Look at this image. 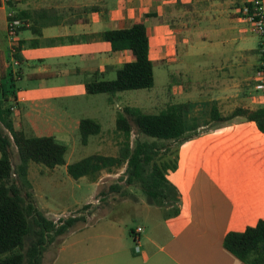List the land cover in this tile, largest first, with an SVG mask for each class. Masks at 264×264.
Segmentation results:
<instances>
[{
  "label": "crops",
  "instance_id": "1",
  "mask_svg": "<svg viewBox=\"0 0 264 264\" xmlns=\"http://www.w3.org/2000/svg\"><path fill=\"white\" fill-rule=\"evenodd\" d=\"M15 1L16 10H10L8 2L0 0V12L4 21L11 11L24 13L27 29L18 36L23 62H14V70H21L20 80L55 79L51 64L70 59L80 62L82 68L76 70L81 73H100L104 78L112 71L117 73L134 57L129 50L113 52L100 34L128 29L143 21L149 35L151 61L177 68L180 78L173 88L174 95L169 94L174 100L169 105L186 106L188 126L203 128L218 123L210 117L214 107L222 116H229L237 108L255 110L264 106L254 81L260 40L240 19L238 0ZM34 29L41 30V36H35ZM251 43L256 47H250ZM11 47L10 43L7 52L0 49L6 68ZM215 63L217 67L211 65ZM22 66L29 71L25 73ZM191 74L198 80L188 84L184 78ZM34 75L52 77L33 80ZM203 96L208 97L190 101ZM247 103L254 107L246 106ZM13 115L15 126L16 116L23 122L17 129L28 136H42L36 133L41 126L24 125L25 117L18 105ZM247 122L253 123L235 118L222 128L192 136L182 144L179 168L169 176L180 196V211L174 214L172 210L156 231L149 235L148 226L142 222L137 226L143 229L139 241L132 235L133 240L125 239L122 234L110 236V245L96 251H85L76 245L74 251L82 254L55 264H245L224 247V240L228 233L245 231L264 220V134L255 123L257 130ZM190 159L197 162L195 170H182ZM139 207L148 214L162 211L149 205ZM112 220L110 215L95 224H115ZM95 224H76L65 238Z\"/></svg>",
  "mask_w": 264,
  "mask_h": 264
},
{
  "label": "trees",
  "instance_id": "2",
  "mask_svg": "<svg viewBox=\"0 0 264 264\" xmlns=\"http://www.w3.org/2000/svg\"><path fill=\"white\" fill-rule=\"evenodd\" d=\"M8 7L16 10V1L9 0ZM14 17L21 25L17 28L16 39L11 41L7 68L0 57V264H43L49 246L78 222L85 221L93 204L83 206L81 217L60 223L50 220L36 204L29 179L30 166L41 165L50 170L65 166L68 148L54 136H28L15 126L16 83L22 73L20 69L14 70V62L18 65L23 62L18 36L27 28L23 24V12L17 10ZM33 34L41 36V30L34 29ZM100 38L111 45L113 52L131 51L134 61L119 68L113 81L95 74L96 77L85 84L88 95H114L154 87V63L150 59L149 35L143 21L128 29L105 31ZM51 77L34 75L31 79ZM185 111V105H169L158 113H145L132 107L119 110L115 130L120 144L118 154H95L69 164V176L98 183L105 173L125 170L118 183L99 193L103 202L113 194L126 198L140 194L152 206L163 207L169 201L174 202L171 206L174 214H178L180 196L169 179L179 168L178 150L174 159H164L160 152L168 151L173 143L180 146L192 137L188 135L189 130L197 127L187 125ZM210 117L213 122L242 117L255 123L264 134V106L255 110L237 108L229 116H222L214 107ZM79 125L83 145H87L92 136L102 133L101 124L93 119L84 118ZM13 146L17 149L18 163L13 161ZM134 233L131 230L133 237ZM224 247L245 264H264V220L245 231L228 233Z\"/></svg>",
  "mask_w": 264,
  "mask_h": 264
},
{
  "label": "rangeland",
  "instance_id": "3",
  "mask_svg": "<svg viewBox=\"0 0 264 264\" xmlns=\"http://www.w3.org/2000/svg\"><path fill=\"white\" fill-rule=\"evenodd\" d=\"M8 25L9 20L4 21L3 13L0 12V49L6 52L11 43L8 36ZM249 45L253 48L256 47L254 43ZM51 65V71L57 75L55 79L45 80L44 82H31L24 78L17 81L16 89L19 101L15 107L18 105L21 109L25 117L24 125L41 126L37 130V134L54 136L59 143L68 148L66 154L67 165L95 154L117 155L120 144L118 136L115 134V120L121 107H132L145 113L163 111L171 101H174L170 99L169 94L171 92V96L174 95L173 88H176L177 81L180 78L176 72V67L154 64L155 83L151 90L128 91L114 95H88L85 92V84L91 82L96 77L95 74L100 75V73L78 72L76 68H82V66L75 59ZM211 65L217 67L218 64ZM16 69H19V67H16ZM22 69L25 70V73L29 71L26 66H22ZM171 73L172 75H170ZM115 78V71L105 75L106 80L113 81ZM184 80L189 84L195 83L198 78L191 74L189 78H184ZM256 89H258L257 84ZM207 97H195L191 98L190 101L206 100ZM251 99L252 97L249 102H251ZM109 100L113 103L111 104ZM248 105L250 108L251 106L254 107L251 103H247L246 106ZM83 118L93 119L99 122L103 128L102 133L98 137L92 136L87 145L82 144L80 133L79 123ZM207 122L210 123L208 120ZM22 123V119L16 116V126L19 128ZM247 124L250 128L257 130L255 124L249 122ZM222 125H225V122L210 123L208 126L206 124L203 128H192L189 130L188 135L196 137L201 133L219 129ZM181 146L173 143L168 151H161L160 156L164 159H174L178 150L179 157ZM13 151V161L18 163L19 159L15 146H13ZM67 165L57 167L54 170L41 165L32 164L30 166L31 191L35 195L38 208L50 220L60 223L69 218L81 217L83 206L92 203L93 207L85 215L86 220L77 223L79 226H84L86 223L95 224L99 219L110 217L113 214L115 215L112 221L115 224L103 221L76 236L65 238V235H63L58 237L46 251L43 264L60 263L64 258L82 254L74 251L76 245L78 247L83 246L85 251H96L110 245L107 244V242H111L108 241L111 240L108 239L110 236H121L123 234L125 239L133 240L131 230L137 228L142 222L145 226H148V234L150 235L152 230L156 231L157 227L162 226L173 210L171 205H174V202L169 201L165 206L159 207L162 211L145 213L141 211L142 208L139 206L149 204L146 198L140 194L127 198L113 194L103 202L99 197V193L118 183L125 170H121L116 174L105 173L96 184L89 182L86 178L73 179L68 174ZM195 165H197L196 160L190 159L188 163L184 164L182 170H195ZM131 214L135 215L131 216Z\"/></svg>",
  "mask_w": 264,
  "mask_h": 264
},
{
  "label": "built area",
  "instance_id": "4",
  "mask_svg": "<svg viewBox=\"0 0 264 264\" xmlns=\"http://www.w3.org/2000/svg\"><path fill=\"white\" fill-rule=\"evenodd\" d=\"M8 1L9 0H5V2ZM238 3V14L240 19L251 27L253 33L260 40L258 49L260 61L255 71L254 81L264 98V0H238ZM14 16V12H9L8 36L11 41L16 37L17 28L21 25V21ZM15 64L17 65L18 63L15 62ZM142 231V227H138L135 231L134 239L136 241H139V236Z\"/></svg>",
  "mask_w": 264,
  "mask_h": 264
}]
</instances>
